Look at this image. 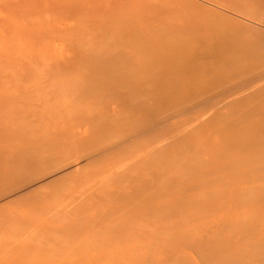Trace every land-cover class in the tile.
Listing matches in <instances>:
<instances>
[{"label": "bare ground", "instance_id": "bare-ground-1", "mask_svg": "<svg viewBox=\"0 0 264 264\" xmlns=\"http://www.w3.org/2000/svg\"><path fill=\"white\" fill-rule=\"evenodd\" d=\"M0 264H264V0H0Z\"/></svg>", "mask_w": 264, "mask_h": 264}]
</instances>
